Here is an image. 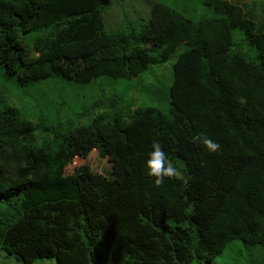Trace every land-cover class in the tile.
<instances>
[{
  "label": "trees",
  "instance_id": "obj_1",
  "mask_svg": "<svg viewBox=\"0 0 264 264\" xmlns=\"http://www.w3.org/2000/svg\"><path fill=\"white\" fill-rule=\"evenodd\" d=\"M112 2L0 0V67L21 86L132 79L184 47L168 111L98 100L89 122L59 127L0 94V250L25 264H214L234 240L264 247V0H203L199 19L156 1L138 28L107 31ZM198 133L220 150L193 143ZM154 141L188 187L148 175ZM92 150L108 174L66 173Z\"/></svg>",
  "mask_w": 264,
  "mask_h": 264
},
{
  "label": "rangeland",
  "instance_id": "obj_2",
  "mask_svg": "<svg viewBox=\"0 0 264 264\" xmlns=\"http://www.w3.org/2000/svg\"><path fill=\"white\" fill-rule=\"evenodd\" d=\"M156 1L168 3L193 19H199L210 13L203 0H113L103 12L104 28L107 31L123 30L128 26L138 28L141 22L148 21L150 6ZM45 32L46 30L42 29L27 34L24 39L26 46L31 48L32 39L37 35H44ZM239 34L237 31V37ZM182 49L184 47L180 46L166 62L151 65L138 77L113 79L100 76L88 84L48 79L37 84L21 86L16 78L5 75L4 67H0V94L34 123L59 127L62 124H70V121L74 124L89 122L99 111L97 108L100 110L104 108L94 107L95 109L88 112L98 100H104L105 106L115 101V104L125 111L129 107L137 106H153L168 111L173 64ZM31 54L35 55V51L31 50ZM39 131L41 137H52L51 133ZM110 170L111 163L97 150H92L85 158L76 157L66 167V173L93 171L108 174ZM0 264L25 263L0 250ZM33 264H56V260L39 259ZM214 264H264V247L251 246L241 240H234L227 245L221 255L216 257Z\"/></svg>",
  "mask_w": 264,
  "mask_h": 264
},
{
  "label": "clouds",
  "instance_id": "obj_3",
  "mask_svg": "<svg viewBox=\"0 0 264 264\" xmlns=\"http://www.w3.org/2000/svg\"><path fill=\"white\" fill-rule=\"evenodd\" d=\"M193 143L203 144L210 152L220 150V144L213 141L205 133H198L192 138ZM148 175L155 177V184L160 186L164 183L165 178L177 179L182 181L184 187L189 186L190 176L184 175L182 170L178 168L168 157L162 144L159 141H154L152 151L148 154L146 161Z\"/></svg>",
  "mask_w": 264,
  "mask_h": 264
}]
</instances>
